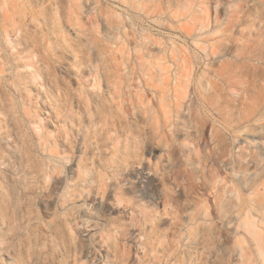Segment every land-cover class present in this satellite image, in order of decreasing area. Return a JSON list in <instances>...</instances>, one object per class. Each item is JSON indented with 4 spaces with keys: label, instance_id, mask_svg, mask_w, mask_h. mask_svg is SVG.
Masks as SVG:
<instances>
[{
    "label": "clouds",
    "instance_id": "9594fccd",
    "mask_svg": "<svg viewBox=\"0 0 264 264\" xmlns=\"http://www.w3.org/2000/svg\"><path fill=\"white\" fill-rule=\"evenodd\" d=\"M0 264H264V0H0Z\"/></svg>",
    "mask_w": 264,
    "mask_h": 264
},
{
    "label": "rangeland",
    "instance_id": "374dc122",
    "mask_svg": "<svg viewBox=\"0 0 264 264\" xmlns=\"http://www.w3.org/2000/svg\"><path fill=\"white\" fill-rule=\"evenodd\" d=\"M153 155H155V153ZM151 160H152V157L150 156L149 157V163H151ZM145 167H147V165H145ZM161 207H163V204H161ZM101 255H107V250L106 249L102 250Z\"/></svg>",
    "mask_w": 264,
    "mask_h": 264
}]
</instances>
